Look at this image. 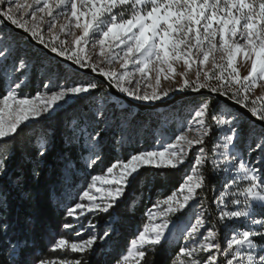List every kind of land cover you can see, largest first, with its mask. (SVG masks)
I'll list each match as a JSON object with an SVG mask.
<instances>
[{"label": "snow or ice", "instance_id": "obj_1", "mask_svg": "<svg viewBox=\"0 0 264 264\" xmlns=\"http://www.w3.org/2000/svg\"><path fill=\"white\" fill-rule=\"evenodd\" d=\"M9 24L22 29L57 56L99 73L107 87L132 99L151 102L176 90L199 93L207 89L246 109L262 125L259 139L253 140L255 148H249L261 153V167L257 168L250 166L239 152L232 151L244 132L242 114L213 108L212 99L205 98L195 107L187 127L182 126L174 138H161L152 149L117 159L103 175L91 176L78 200L66 209V215L76 221L90 213H107L142 168L179 169L192 154L182 182L152 205L147 213L149 224L129 242L115 264H142L146 249H154L165 239L173 223L171 216L195 204L197 199H205L199 195L205 186L203 168L209 159L204 145L213 132L222 139L212 151L223 149L218 153L219 159L212 161L214 170L223 164L227 165L224 171H234L235 175L230 177V183L223 184L216 197L219 211L215 220L207 218L210 210L203 204L194 213V222L184 229L186 243L179 247L172 264H264V218H255L264 215L257 212L258 207L264 209V93L252 94L264 87V0H0V27ZM61 35L66 38L61 39ZM89 44L98 47L96 55L102 59H92L87 50ZM11 54V45L3 43L0 64L4 79L11 82L0 95V143L14 138L28 123L51 114L69 99L100 88L91 79L70 83L49 79L42 85L43 92L22 94V77L28 65L21 57L9 65ZM116 62L120 70L103 66ZM242 68L246 74H242ZM162 80L174 83L175 87L163 88ZM109 127L107 110L100 107L91 113L88 122L73 121L70 141L78 140L89 153L87 167L101 159L96 148ZM196 146L199 147L193 154ZM47 152L45 134L37 137L36 156L43 159ZM7 159V153L0 152V161L5 162L0 163V175L6 172ZM237 180L243 186H238ZM230 188L235 190L229 191ZM93 190L100 196L93 195ZM231 206L235 210H230ZM239 219L248 223L243 229L233 224V230L221 243L218 226L228 228L226 221ZM95 227L91 220L87 225L63 223L62 228L74 235H58L50 244V251H93L98 241L110 235L108 230L103 235L89 231ZM37 264L84 261L53 256L41 258Z\"/></svg>", "mask_w": 264, "mask_h": 264}, {"label": "trees", "instance_id": "obj_2", "mask_svg": "<svg viewBox=\"0 0 264 264\" xmlns=\"http://www.w3.org/2000/svg\"><path fill=\"white\" fill-rule=\"evenodd\" d=\"M43 57L53 63L47 56ZM55 64L60 68L57 62ZM75 75L84 77L77 71ZM96 82L104 89L102 82ZM3 88L4 84L0 78V94L3 93ZM205 98L210 97L191 96L184 98L181 103H191ZM211 99L213 105L219 103L215 98ZM78 102L80 101L75 103V109L58 112L53 118L42 121L36 127L27 125L14 138L8 139L6 143H0V152L7 153L8 156L6 172L0 175V264H31L32 259H40L38 256L41 253L43 258L67 256L72 259L80 258L84 264H115L129 242L144 227L146 211L152 205V199L170 194L182 182V175L177 170L164 169L148 173V168L141 169L123 197L110 212L102 216L106 219L114 218L112 226L118 231L115 230L109 241L102 246L100 254L53 253L47 250L44 243L45 230L55 222L69 221L66 218L68 200L87 178V152L83 150L78 140L70 141L72 128L68 127L73 118L75 121L85 122L90 118L89 103L81 102L78 106ZM175 109L178 111L180 108L176 106ZM137 117L141 119V126L145 131L141 137L143 146L147 147L151 144L148 136H152L153 129L157 128L161 114L154 116L149 110L138 111ZM133 121L135 122L131 119L130 123ZM134 124L139 125L137 122ZM242 124L244 132L238 141V148L241 149L245 147V138L252 130L261 131V128L253 127L245 118H242ZM172 126L173 123H168L165 129ZM114 128L109 127L99 143L101 161L106 166L118 159L119 153L114 149ZM45 134L48 137V152L41 159L36 156L37 137ZM130 137L131 133L128 130L126 138ZM140 149L142 148H132L126 141L119 152L126 155L130 150L135 153ZM205 177L206 184L199 193L207 198L209 184L214 183V178L207 174ZM260 216L263 217L261 214ZM94 220L98 221L97 227L103 225L101 215ZM181 245L180 238L173 239L172 236H168L154 249H146L147 256L142 264H172V259ZM101 254L104 255L103 258Z\"/></svg>", "mask_w": 264, "mask_h": 264}, {"label": "rangeland", "instance_id": "obj_3", "mask_svg": "<svg viewBox=\"0 0 264 264\" xmlns=\"http://www.w3.org/2000/svg\"><path fill=\"white\" fill-rule=\"evenodd\" d=\"M60 22L62 23L63 19H61ZM45 34L47 36V33H45ZM77 34H79L78 30H77ZM65 38L66 37L61 35V39H65ZM67 39L69 41H71V37H67ZM0 42H2V43H0V46H2L3 43H7V44L11 45L12 54L9 57V61H8L9 65H11L12 60L15 59L16 57L23 58L28 65L27 69L25 70V75H24V77H22V79L24 81L23 87L20 90L22 94L34 95L35 92H37V91L43 92L44 88L42 85L47 84L49 79H51L53 81L58 80L60 83H65V82L70 83L72 81H79V80H86V79H91V80H94L95 82L99 81L90 75H87L85 73H82L80 71L72 69L69 65H67L64 62H60L57 59H55L51 56H48L42 49H39L38 47L29 43V41L23 35L16 33V32H13L7 26L0 27ZM87 50H88V54L90 56H92V59L94 61H96L97 59H102L96 55V53H98V50H99L98 47L93 48L92 45L89 44ZM44 55L47 56L50 60H52L53 63H50L49 61H47L43 57ZM56 62H57V64H59L60 68L55 66ZM218 62H219V60H218ZM241 63H243V62L241 61ZM103 66L106 68L114 69V70H120L119 62L113 63L112 65H103ZM177 67L179 69L178 65H177ZM207 67L209 69H211L212 66H211V64H209ZM245 67H247V66H245ZM2 68H3V65L0 64V78L4 84V88L2 91V92H4L11 81H10V79H4ZM76 71L79 72L80 74H82L84 77H81V78L77 77L75 75ZM242 74H246V71L243 68H242ZM16 75L19 76V73H17ZM153 75H155V73H153ZM193 76H194V71H193V73H190V78ZM179 80H180V77L177 76L176 81L179 82ZM162 87L163 88L175 87V84L170 82V81H163L162 80ZM185 91H191V90H187V89L183 90V91L176 90V91L171 92L168 96L162 98L161 100L151 101V102L135 100V99H132L131 97H129V98L132 99L133 101L143 103V104H154L156 102L165 101V100L171 98L172 95L175 93L185 92ZM261 93H264V87L255 89L252 94L253 95H260ZM2 94H0V95H2ZM124 95H126V94H124ZM191 96H208V97L212 98L211 96L205 95V94H198V95L196 94V95H191ZM191 96H187V97H191ZM187 97H184V98H187ZM184 98L178 99V100L174 101L173 103L161 106L159 108L137 110L133 107H129V106L125 105V103L123 101L117 99L116 97H114L113 95L108 93L106 86L104 85V89L99 88L97 90H93V92H91L90 94H85V95L78 97V98L69 99L67 101V103H62L61 106L59 108L55 109V111H52L51 114H46L43 118H40L37 121H32V122L28 123V125H34L32 127H36L42 121L53 118L55 115H57L58 112L70 110V109H75L76 108L75 103L78 100L80 101V102H78V106H79V104H81V102L89 103L91 113L96 111L98 107L104 108L107 110V115L109 118L110 127H112V126L115 127L114 128L115 136L113 137L114 138V149L119 153L118 159H126L130 154H133L132 150L128 151V153L126 155L119 152L121 146L124 145L126 143V141L129 142V144L131 145L132 148L133 147L142 148L139 151L150 150L157 144V142L161 138H164L166 140L174 138V136L176 134H178V132L182 126L187 127V121L191 120L195 107L203 99L200 101H195V102H191V103H189V102L188 103L187 102L181 103V101H183ZM215 100H217V99H215ZM218 102L219 103L217 105H213V108L219 107L225 111L237 112L235 109L228 107L227 105H225L221 101H218ZM176 106H179V108H180L178 111H176V109L174 110V108H176ZM147 110H149L151 112V114L154 116H158L159 114H161V119H159V124H158L157 128L153 129L154 132H153L152 136H148V138L150 137V139H151V144L147 147H144L143 146V139L141 137H143V135L145 134V131H144L143 127L141 126L142 125L141 119L137 117V112L138 111L143 112V111H147ZM242 118H244V117L242 116ZM131 119L135 120V122L133 121V123H130ZM165 119H166V121H165ZM73 121H75V118L70 120V122L68 124L69 128H72ZM136 122L139 125L134 124ZM168 123H173V126L171 128L169 127V129H165V127H167ZM252 125H253V127L261 128L258 125H255L253 123H252ZM128 130L131 133V137L129 139L126 138V133ZM258 134H259V132L252 130V132L245 138V142H244L245 147L243 149L238 148V143H237L236 148L233 149L232 151H233V153L239 152L240 155L246 161L249 162L250 166H255L257 168H260L261 167V153H260V151L259 150H255V151L249 150L250 146L252 149L255 148V144L253 143V140L259 139ZM221 139H222V137H218L216 132H213L212 136L207 139V141L204 145V147L208 153L209 159H208V162L204 165L203 172H204L205 176L207 174V175H210L211 177L214 178V183L209 184V187H208L209 197H207L203 200L197 199L195 204L191 205L190 207L183 210L182 212L176 213L175 215L171 216V220L173 223L170 225V229L166 233V237L172 236L173 239L180 238L182 241V245L184 243H186L185 240L183 239L184 234H185L184 229L189 222H194V219H195L194 213H198L200 211V205L201 204H203L205 207H207L210 210L209 213L206 214L207 218L210 220L216 219V217L218 216V211H219L218 206H217V202H216V197L223 190V184L226 182L230 183V177L235 175L234 171H228V172L224 171V168H226L227 165H223V164H222L220 169L214 170V166H213L212 161H213V159H219L218 153L220 151H223V149H217V151L215 153L212 150L217 144H219L221 142ZM198 147L199 146H196V148L193 149V154L195 153L196 149H198ZM96 151L99 154H101L99 151V145L97 146ZM191 155L192 154H190V159L188 162L185 163V165H183L179 169H171V170H177L183 177L188 172L189 165L191 163ZM88 156H89V153L87 152L86 163H88ZM107 167L108 166L104 165L103 161H101V159L92 167H87L86 181L83 183V185L81 187H77V189H75V193L68 200V205H67L66 209L68 207H71L74 204V202H76L78 200L79 195L82 193V191L84 189L87 188V185L90 182L91 176L103 175L105 173ZM147 168L149 169L148 173H150L151 171H162V170H164L163 168L162 169H156V168H152V167H147ZM132 180L133 179H131L129 185L131 184ZM237 185L243 186L242 182H240L239 180H237ZM234 190H235V188L229 189V191H234ZM126 191H127V189L125 190V192ZM93 195H96L97 197H99L100 193H96L95 190H93ZM199 195L201 196L200 193H199ZM122 197H120V199ZM162 198L163 197H155L154 199H152V205ZM86 202L87 201H85V203ZM152 205L146 211V223H145V225L149 224V217H148L147 213H148V210L152 207ZM111 210H112V208L109 209L108 212H110ZM230 210H235V206H231ZM257 212L258 213L264 212V209H261L258 207ZM104 213L105 212L90 213L86 217L82 218L80 221H76L73 218L68 217L66 215V218L69 219V221L67 223H74V224L83 223V224L87 225V222L89 220H91V222L94 225H96V227L94 229H90L89 231L95 232L98 235H103V232L105 230L109 231V233H110L109 237L103 241H98L96 243V245L94 246L93 251L86 253L88 255L89 254L90 255L91 254H98V253L100 254L102 246H104L109 241L110 236H112V234H114V231L116 230L114 228V226H112V222H113L114 218H110V219L107 218L106 219V218L102 217L104 215ZM100 215H101V219L103 218L104 221H103V225L99 228V227H97L98 221L94 220V218L97 216H100ZM255 218L261 219V218H264V215H263V217H261L260 214H258V215H256ZM155 222H157V223L160 222L159 218ZM63 223H65V222H55L51 227H48L45 230L44 243L46 245L47 250H50V244L54 241V238H56L58 235H67L69 237L74 235V233L72 231L64 230L62 228ZM225 223H227L229 225L228 228H224L223 225L218 226L220 228V232H221V243H223L225 241V239L227 238V235H229L231 233V231L233 230V228H232L233 224H235V226L241 227L243 229V226L246 225L248 222L243 220V219H239V220H236L234 222L226 221ZM143 228L141 230H143ZM78 230L79 229L77 228V231ZM256 230H259V229H256ZM116 231H118V230H116ZM84 238L86 239L87 236L85 235ZM127 247L120 254V256L122 254H124ZM38 252H39V250L36 253L38 254ZM38 257L40 259L43 258V254L42 253L39 254ZM103 257H104V255L101 254V258H103ZM37 261H38V259L34 258L31 260V264H37Z\"/></svg>", "mask_w": 264, "mask_h": 264}, {"label": "water", "instance_id": "obj_4", "mask_svg": "<svg viewBox=\"0 0 264 264\" xmlns=\"http://www.w3.org/2000/svg\"><path fill=\"white\" fill-rule=\"evenodd\" d=\"M6 26L8 28H10L13 32H16V33L23 35L29 41V43L38 47L39 49H42L48 56H51L60 62L66 63L67 65H69L74 70L80 71L82 73L90 75V76L94 77L95 79L99 80L100 82H102L106 86L108 93H110L111 95H113L117 99L123 101L125 103V105H127L129 107H133L137 110L155 109V108H159L161 106L173 103L174 101L181 99V98H184V97H187V96L196 95V94L197 95L198 94H205V95H209V96L217 99L218 101H221L222 103H224L228 107L235 109L238 113H241L245 119H247L248 121H250L251 123H253L255 125H258L259 127H262L261 123L259 121H257L255 117H252L251 114L248 113L246 109H242L239 105H236L234 102L228 100L227 97L219 96V95L214 94V93H209L207 89H202L199 93L193 92V91L178 92V93L173 94L171 98H169L165 101L156 102L154 104H143V103L133 101L132 99H130L129 97H127L126 95L121 93L118 89L113 88V87H107V81L99 73H93L89 69L80 68L78 65H75L74 63L65 59L64 57L57 56L55 53L51 52L48 48L44 47L43 45L39 44V42L32 39L28 35V33H25L22 29L15 28V26H12L10 24L6 25Z\"/></svg>", "mask_w": 264, "mask_h": 264}]
</instances>
